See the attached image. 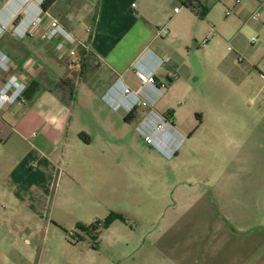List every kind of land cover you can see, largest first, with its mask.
I'll list each match as a JSON object with an SVG mask.
<instances>
[{
    "label": "crops",
    "instance_id": "crops-1",
    "mask_svg": "<svg viewBox=\"0 0 264 264\" xmlns=\"http://www.w3.org/2000/svg\"><path fill=\"white\" fill-rule=\"evenodd\" d=\"M44 1L23 5L22 0H0V25L8 24L0 34V53L13 65L10 74L28 81L22 101L0 112V264H11L15 257L11 225L16 211L33 222L47 214L50 222L60 224L53 209L62 194L88 191L96 174L102 175V150L109 147L112 132L111 119L103 112L124 123H137L146 114L142 108L132 115L124 108L113 111L103 101L119 79L136 89L130 73L135 63L165 85L153 109L171 116L174 131L184 139L189 133L177 129L180 108L168 105L170 99L192 102L206 93L209 83L232 86L247 97L264 80V0L239 5L233 0H190L196 13L177 0H55L43 10ZM37 9L44 13L43 25L17 38L13 28L20 19L34 17ZM255 14L258 19L252 20ZM50 20L78 41L75 56L57 52L55 42L39 40ZM162 28L165 36L159 34ZM208 69L214 78L205 76ZM7 77L0 72V88ZM81 84L86 91L82 98L75 94ZM79 101L83 107L98 101L100 114L90 116L86 110L95 127H78ZM94 149L101 150L100 157H93ZM245 259L247 264H264Z\"/></svg>",
    "mask_w": 264,
    "mask_h": 264
},
{
    "label": "rangeland",
    "instance_id": "rangeland-1",
    "mask_svg": "<svg viewBox=\"0 0 264 264\" xmlns=\"http://www.w3.org/2000/svg\"><path fill=\"white\" fill-rule=\"evenodd\" d=\"M205 76L216 74L208 69ZM84 88L75 94L82 98ZM255 89L242 97L232 86L209 83L192 102L170 99L168 105L180 108L177 129L189 133L170 159L143 142L136 123L118 122L104 111L112 132L102 150V175L88 191L62 194L53 209L60 224L47 214L33 222L16 211L11 264L264 260V80ZM98 110V101L85 107L79 101L78 127H95L86 113ZM92 151L100 157V149ZM98 223L89 234L77 229Z\"/></svg>",
    "mask_w": 264,
    "mask_h": 264
},
{
    "label": "built area",
    "instance_id": "built-area-1",
    "mask_svg": "<svg viewBox=\"0 0 264 264\" xmlns=\"http://www.w3.org/2000/svg\"><path fill=\"white\" fill-rule=\"evenodd\" d=\"M241 1L233 0L235 5L241 4ZM22 2L23 5H26L30 0H22ZM177 2L182 5L183 1L177 0ZM178 11L179 9H175V12ZM22 13L25 17L28 15L26 10ZM43 14L41 9H37L34 17L20 19L17 26L13 28V34L17 38H23L25 34L31 33L30 30L40 28L43 25L41 17ZM227 15H230V13H227ZM17 18V16L13 17L11 23H15ZM251 19L257 20L258 15H252ZM7 28L8 24H1L0 34L4 33ZM159 34L165 36L167 31L162 28L159 30ZM38 38L45 43L55 42V50L57 52L67 50L70 57L75 56L74 48L79 44L73 36L63 30L54 20H50L49 28L43 29ZM205 44L206 40L203 41L202 46ZM12 70L13 65L10 60L0 53V72L8 75L0 88V112L6 106L21 102L27 89V78L13 73L10 74ZM130 73L137 82L136 89H131L119 79L118 83L103 96V101L113 111L124 108L127 115L134 114L139 108L147 110L146 114L136 123L135 131L147 146L170 159L175 156L178 147L184 142V138L174 131L171 116L167 114L159 115L153 109L154 104L161 97V90L165 88V85L157 83L152 73L143 72L138 63L132 66Z\"/></svg>",
    "mask_w": 264,
    "mask_h": 264
},
{
    "label": "trees",
    "instance_id": "trees-1",
    "mask_svg": "<svg viewBox=\"0 0 264 264\" xmlns=\"http://www.w3.org/2000/svg\"><path fill=\"white\" fill-rule=\"evenodd\" d=\"M55 0H45L41 7L43 8V10H46ZM182 5L186 8H188L189 10H191L192 12L197 11V8L192 4V2L190 0H182ZM125 121H128V118H125ZM101 225V224H100ZM99 226L98 225H91V226H84V225H78L77 229L83 233L89 234L91 232H95L97 230Z\"/></svg>",
    "mask_w": 264,
    "mask_h": 264
}]
</instances>
